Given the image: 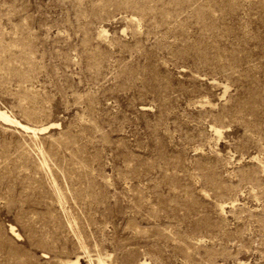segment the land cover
I'll list each match as a JSON object with an SVG mask.
<instances>
[{
	"label": "rangeland",
	"instance_id": "1",
	"mask_svg": "<svg viewBox=\"0 0 264 264\" xmlns=\"http://www.w3.org/2000/svg\"><path fill=\"white\" fill-rule=\"evenodd\" d=\"M0 108V264H264V0H0Z\"/></svg>",
	"mask_w": 264,
	"mask_h": 264
},
{
	"label": "bare ground",
	"instance_id": "2",
	"mask_svg": "<svg viewBox=\"0 0 264 264\" xmlns=\"http://www.w3.org/2000/svg\"><path fill=\"white\" fill-rule=\"evenodd\" d=\"M8 113V112H7ZM5 112V110H3V108H0V119L4 120L5 122L11 124V125H16L18 126L19 128L23 129L24 131H29V132H33V133H36L38 131H44L46 130L48 126H41V128L39 127H36V126H33V125H30V124H25V123H22L20 122L19 120H17V118L15 119L13 116H9V114H7ZM55 125V124H53ZM13 235H17V232L15 231L14 227L12 226L11 227V231H10ZM66 264H80V261L79 259H75L74 261L73 260H67L65 261Z\"/></svg>",
	"mask_w": 264,
	"mask_h": 264
}]
</instances>
